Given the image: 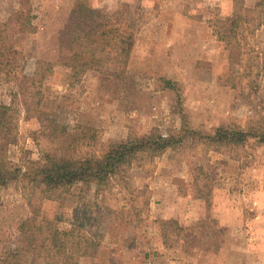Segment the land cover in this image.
<instances>
[{
	"label": "rangeland",
	"instance_id": "1",
	"mask_svg": "<svg viewBox=\"0 0 264 264\" xmlns=\"http://www.w3.org/2000/svg\"><path fill=\"white\" fill-rule=\"evenodd\" d=\"M77 0H30L37 31L15 35L20 71L53 63L42 89L55 118L72 130L87 124L101 143L184 126L216 135L264 122V0H244L242 20L223 24L236 0H87L111 16L134 45L124 79L71 66L60 31ZM19 0H0V21ZM114 71L115 61L107 63ZM172 80L176 88L164 87ZM12 85L0 82V102ZM15 162L39 159L50 143L36 118L19 117ZM88 150V149H83ZM196 178V180H195ZM26 178L0 186V262L22 244L19 224L34 210L71 246L99 243L75 264H264V144L214 147L190 139L177 149L136 161L106 183L76 184L47 198ZM27 253L26 261L44 264Z\"/></svg>",
	"mask_w": 264,
	"mask_h": 264
},
{
	"label": "trees",
	"instance_id": "2",
	"mask_svg": "<svg viewBox=\"0 0 264 264\" xmlns=\"http://www.w3.org/2000/svg\"><path fill=\"white\" fill-rule=\"evenodd\" d=\"M233 14L223 24L234 29L242 20L244 0H236ZM30 0H19L18 8L0 21V82L11 86L9 101L0 102V186L26 178L31 183L44 185L47 198L60 200V193L76 184L106 183L123 174L136 161L156 157L168 149H177L190 139H204L214 147L238 146L250 138L264 144V122L260 128L235 127L216 135H205L183 127L180 131L164 135L158 132L131 136L124 140L101 143L99 130L87 124H75L67 129L55 116V107L46 98L42 85L51 74L53 63L38 59L33 74L20 71L21 51L15 35L37 31ZM61 47L69 52L71 66L100 71L107 76L124 79L134 40L121 31L113 18L100 9L90 6L87 0H77L74 10L60 31ZM115 61L118 69L112 71L107 63ZM164 87L176 88L172 80H165ZM36 118L40 134L50 143L39 159L25 165L10 157L9 147L18 144L19 117ZM264 121V118H263ZM88 149V150H83ZM196 180V178H195ZM24 235L22 244L10 245L0 264H32L26 261L27 253L42 256L44 264H75L77 256H95L99 243L85 239L71 246L58 227V219H47L34 210L19 224Z\"/></svg>",
	"mask_w": 264,
	"mask_h": 264
}]
</instances>
